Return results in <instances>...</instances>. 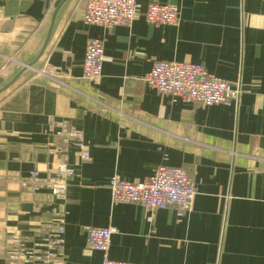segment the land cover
Masks as SVG:
<instances>
[{
  "label": "crops",
  "instance_id": "1",
  "mask_svg": "<svg viewBox=\"0 0 264 264\" xmlns=\"http://www.w3.org/2000/svg\"><path fill=\"white\" fill-rule=\"evenodd\" d=\"M129 26L84 24L85 0H0V264L7 241L24 248L63 228L60 264H101L89 227L115 229L107 256L130 264H264V0H137ZM178 8L175 26L145 20L149 3ZM52 27V30H51ZM50 38L38 58L46 38ZM103 44L101 76L82 79L86 45ZM156 61L201 64L241 95L231 107L163 96L144 78ZM82 134L89 159L63 142ZM72 171L62 197L32 190ZM184 169L190 211L110 200L113 176L140 183L158 166ZM56 174V175H55Z\"/></svg>",
  "mask_w": 264,
  "mask_h": 264
},
{
  "label": "built area",
  "instance_id": "2",
  "mask_svg": "<svg viewBox=\"0 0 264 264\" xmlns=\"http://www.w3.org/2000/svg\"><path fill=\"white\" fill-rule=\"evenodd\" d=\"M137 0H85L84 24L109 30L117 26H129L139 14ZM145 20L151 25L175 26L179 21L176 6L151 2L147 5ZM103 44L100 39L88 42L82 62V79L94 82L101 76L103 64ZM33 70L38 76L59 77L55 69L35 70L23 65L22 68ZM148 88L173 100L194 103L203 107H231L238 103L241 95L239 85L232 86L224 80L208 73L203 65L192 63L156 61L144 78ZM59 135L63 142L72 144L82 160L89 156L82 141V134L59 124ZM72 176L71 169L64 163L59 164L57 177L46 179L43 183L36 171H31L28 180L33 191L45 189L54 197H62L67 189V182ZM110 200L116 205H137L147 210L190 211L196 195L194 181L188 173L179 167L158 166L153 173L140 183H131L113 176L108 183ZM115 232L111 227H89L86 232V245L91 251L102 254L101 264H130L110 260L107 252L110 239ZM63 228L31 248L26 249L17 236L7 242L8 257L11 264H60L61 253L56 248L63 243Z\"/></svg>",
  "mask_w": 264,
  "mask_h": 264
},
{
  "label": "water",
  "instance_id": "3",
  "mask_svg": "<svg viewBox=\"0 0 264 264\" xmlns=\"http://www.w3.org/2000/svg\"><path fill=\"white\" fill-rule=\"evenodd\" d=\"M51 30H52V27H51ZM51 30H50V32H49L47 38H46V41H45V43H44V45H43V48H42V50H41V52H40L38 58L41 57L42 54H43V52H44V49H45V47H46V45H47V43H48V40H49V38H50ZM36 62H37V59H36L33 63L27 65V67H33V66L36 64ZM25 70H26V68L23 67V68L18 72V74H17L15 77H13V79H12V80H11V81H10L5 87H3V88L0 90V93H2L3 91H5L6 89H8L9 86H11L12 83H14V81L17 79V77H18L20 74H22ZM54 173H56V174L58 173V167H56ZM56 174H55V175H56ZM54 178H56V176L51 177V179H54ZM86 232H87V230H86ZM60 253H61V252H60Z\"/></svg>",
  "mask_w": 264,
  "mask_h": 264
}]
</instances>
